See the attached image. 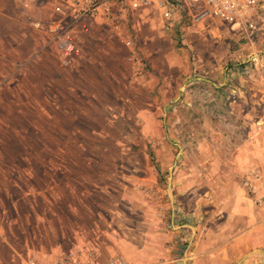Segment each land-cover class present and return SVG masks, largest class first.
I'll return each instance as SVG.
<instances>
[{
	"label": "rangeland",
	"instance_id": "rangeland-1",
	"mask_svg": "<svg viewBox=\"0 0 264 264\" xmlns=\"http://www.w3.org/2000/svg\"><path fill=\"white\" fill-rule=\"evenodd\" d=\"M113 19L100 21V35H87L88 24L42 25L40 59L0 50V249L15 248L10 235L41 238L45 258L55 235L57 253L97 255L107 246L92 216L100 213V227L115 220L129 244L137 234L157 250L162 236L172 256L166 233L175 227L181 259L190 235L178 226L187 224L214 261L263 264L255 258L264 251L243 256L229 242L257 205L247 172L264 145V9L252 30L208 20L181 38ZM53 25L78 49L68 60ZM90 42L106 57L88 62Z\"/></svg>",
	"mask_w": 264,
	"mask_h": 264
},
{
	"label": "crops",
	"instance_id": "crops-1",
	"mask_svg": "<svg viewBox=\"0 0 264 264\" xmlns=\"http://www.w3.org/2000/svg\"><path fill=\"white\" fill-rule=\"evenodd\" d=\"M30 4H25L20 0H0V50L8 51L13 49H22V50H31L36 53V56L40 59L44 56L45 50L43 49L45 40L48 38V31L42 28L47 23L53 24H62L70 22L72 23V15H73V5L70 0H31ZM61 6L62 11L56 12L54 11L55 6ZM110 10L114 15L113 24H123L127 17V14L130 15V19L134 18V20L139 18L140 21L144 22L145 33L151 34L153 29V24L161 25V30L163 33L169 36H174L170 32H165L162 29V18L158 13L155 7L148 8H140V9H131L128 4L124 1H111L109 4ZM264 9V8H263ZM150 12H154L156 16ZM101 13L94 17H86L83 18L81 22L74 24L76 25L73 29L77 30L78 27L82 25H90L88 28L89 34L87 35H100V21L103 24L108 26L107 21L103 16H100ZM129 19V20H130ZM256 19V18H255ZM137 20L136 23L139 21ZM215 20V19H207ZM36 22H40L41 26L37 27L35 25ZM224 23V22H223ZM114 34V29H111ZM104 35L107 34L110 36L109 30L105 29ZM86 35V36H87ZM94 42V40H93ZM110 43V42H109ZM90 48H87V59L88 58H96L100 56V48L99 46L93 45L91 42L88 43ZM111 45V43L109 44ZM110 47V46H109ZM99 48V49H98ZM43 49V53H42ZM6 53V52H5ZM4 54V53H3ZM106 57V56H100ZM108 57H112V62H115L116 58L114 54L109 55ZM100 58V61H101ZM89 62V59H88ZM95 64V63H93ZM89 65V64H87ZM113 68L110 65V68ZM88 80H95L89 79ZM264 136V134H263ZM257 154L256 159L257 162L255 166L250 168L247 172V175L253 177L251 180V186L254 187V193L256 197V208L251 215H249V219L246 220L242 215V226L244 223H247L246 229H242L241 239L231 240L230 248L242 251L243 256L249 255L253 256V252H262L264 251V145L259 144V140L257 141ZM250 178V177H249ZM246 203H249V199H246ZM92 216H96L99 229L103 232L104 239L107 242V246L100 247L99 254L96 253L97 258L100 262H107L110 258L115 255H120V258L123 260V264H226L222 259L214 261L211 256L205 255L206 251L210 248L201 242L199 232H196L195 226H188L187 224H182L178 226L182 229L188 231L190 235V243L187 245L186 254L183 258H179L180 254L177 251V247H181V239H179V230H175V227L170 232L166 233L168 243L172 245V256H169L170 253L165 248L166 241L164 238L157 237L159 241V247L157 250L151 249L149 246L151 245L143 236L134 234L128 240V242L122 241L120 236V232L118 231V226L115 224V220L111 225H104V227H100V213L94 214ZM102 228V229H101ZM25 228L17 227L16 232L24 233ZM178 231V232H177ZM231 231V230H230ZM223 238H228L229 230L225 228L223 232ZM175 235V236H174ZM12 240L11 244L15 245L14 247H2L0 250V264H25V258L27 256L32 258L30 259H38L36 262L38 264H53L56 260H58L63 254L57 253L60 252L61 248L58 247L57 241L58 238L54 235L51 238L50 244H52L53 252L48 253L47 257H42L41 253L44 249L41 247V238H36V242L33 240V243L30 245V241L27 238L13 239L12 235H10ZM176 238V240H174ZM127 239V237H126ZM15 240V241H14ZM180 240V241H178ZM85 244V243H84ZM220 248L223 245V241L220 242ZM80 246H74L71 250L66 251L65 253H74L78 255L80 258H86V251H82V249L77 248ZM11 248V249H10ZM63 253V252H62ZM64 253V254H65ZM187 255L190 261H187ZM21 258V261H17L12 263L14 258ZM247 257V258H250ZM254 259V257L252 258ZM250 259V261L252 260ZM255 263H259L258 261L264 264V257L258 259L255 258ZM258 260V261H257Z\"/></svg>",
	"mask_w": 264,
	"mask_h": 264
},
{
	"label": "built area",
	"instance_id": "built-area-1",
	"mask_svg": "<svg viewBox=\"0 0 264 264\" xmlns=\"http://www.w3.org/2000/svg\"><path fill=\"white\" fill-rule=\"evenodd\" d=\"M120 0H70L73 5L72 23H79L83 18L94 17L99 13L106 19L112 17L109 4ZM131 9L155 7L162 18V29L181 38L184 27L215 19L221 22L240 26L245 31L254 29L256 15L264 8V0H121ZM54 11L61 12V6L54 7ZM35 25H39L38 22ZM54 26V28H53ZM50 26L51 31L57 30L58 47L61 56L69 59L78 52L69 34L58 30L55 25ZM126 44L130 40L125 41ZM27 264H38L36 260L29 259ZM53 264H123V260L112 257L102 263L93 253L86 258H80L74 253H65Z\"/></svg>",
	"mask_w": 264,
	"mask_h": 264
}]
</instances>
